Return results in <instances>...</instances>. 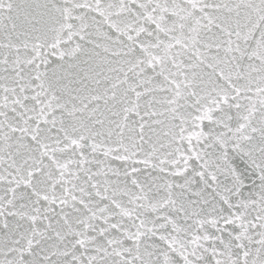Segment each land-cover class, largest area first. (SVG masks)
Segmentation results:
<instances>
[{
    "label": "snow or ice",
    "instance_id": "obj_1",
    "mask_svg": "<svg viewBox=\"0 0 264 264\" xmlns=\"http://www.w3.org/2000/svg\"><path fill=\"white\" fill-rule=\"evenodd\" d=\"M0 264H264V0H0Z\"/></svg>",
    "mask_w": 264,
    "mask_h": 264
}]
</instances>
